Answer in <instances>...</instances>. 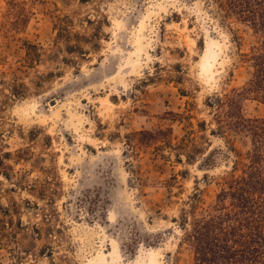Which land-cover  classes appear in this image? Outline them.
<instances>
[{
    "label": "rangeland",
    "instance_id": "374dc122",
    "mask_svg": "<svg viewBox=\"0 0 264 264\" xmlns=\"http://www.w3.org/2000/svg\"><path fill=\"white\" fill-rule=\"evenodd\" d=\"M8 1L0 220L6 207L22 226L0 244V264H193L182 223L214 204L217 181L250 148L206 101L242 89L251 69L241 53L258 38L214 0H24L28 22L7 35ZM61 14L88 34L80 22L105 17L98 50L67 53ZM240 101L246 117L264 116L263 102ZM158 129L172 144L193 137L194 158L179 151L177 162L155 146L164 135L139 133Z\"/></svg>",
    "mask_w": 264,
    "mask_h": 264
},
{
    "label": "trees",
    "instance_id": "16d2710c",
    "mask_svg": "<svg viewBox=\"0 0 264 264\" xmlns=\"http://www.w3.org/2000/svg\"><path fill=\"white\" fill-rule=\"evenodd\" d=\"M214 1L225 17L247 25L258 38L251 50L241 53L242 61L248 63L251 69V77L242 89H234L231 93L217 95L206 101L214 120L225 121L234 131L245 133L250 138V148L243 161H233L231 169L217 181L219 188L214 204L201 215L182 223L183 242L192 249L193 264H264V116L246 117L242 113L240 101L241 97L250 95L264 103V0ZM7 4L1 30L8 35L11 30L23 28L28 22L29 11L24 0H9ZM106 22L105 17H85L84 23L80 24L92 26L88 34L74 29L75 20L72 16L61 14L54 23L56 39L63 43L67 53L85 57L90 48L98 50L103 35L102 26ZM84 44H89V49ZM36 49V45L27 43L26 53L30 60L37 55ZM63 60L75 62L72 59ZM139 133H148L152 137L164 135L158 140L160 144L155 143V146L168 145L174 151L177 162L181 161L179 151H184L186 159L192 160L195 150H198L193 137L172 144L165 130ZM0 140H4L1 132ZM1 147L3 145L0 143L1 173L8 177L11 165L5 159L11 153L3 151ZM2 213L0 244H5L14 237L16 228H20L22 223L18 219L17 224L13 225L8 208L3 207Z\"/></svg>",
    "mask_w": 264,
    "mask_h": 264
}]
</instances>
